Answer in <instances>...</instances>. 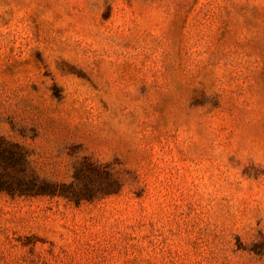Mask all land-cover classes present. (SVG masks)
Segmentation results:
<instances>
[{
    "label": "rangeland",
    "instance_id": "374dc122",
    "mask_svg": "<svg viewBox=\"0 0 264 264\" xmlns=\"http://www.w3.org/2000/svg\"><path fill=\"white\" fill-rule=\"evenodd\" d=\"M0 264H264V0H0Z\"/></svg>",
    "mask_w": 264,
    "mask_h": 264
}]
</instances>
